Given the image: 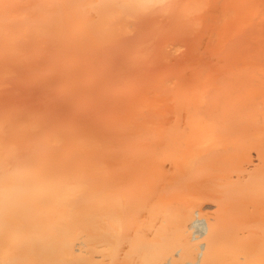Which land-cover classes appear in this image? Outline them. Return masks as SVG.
I'll use <instances>...</instances> for the list:
<instances>
[{"label": "bare ground", "instance_id": "1", "mask_svg": "<svg viewBox=\"0 0 264 264\" xmlns=\"http://www.w3.org/2000/svg\"><path fill=\"white\" fill-rule=\"evenodd\" d=\"M0 264H264V0H0Z\"/></svg>", "mask_w": 264, "mask_h": 264}]
</instances>
